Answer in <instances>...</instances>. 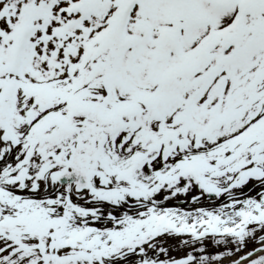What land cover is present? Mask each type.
Returning a JSON list of instances; mask_svg holds the SVG:
<instances>
[{"label": "snow or ice", "instance_id": "obj_1", "mask_svg": "<svg viewBox=\"0 0 264 264\" xmlns=\"http://www.w3.org/2000/svg\"><path fill=\"white\" fill-rule=\"evenodd\" d=\"M0 264H264V0H0Z\"/></svg>", "mask_w": 264, "mask_h": 264}]
</instances>
